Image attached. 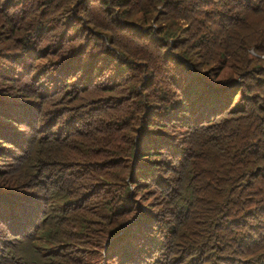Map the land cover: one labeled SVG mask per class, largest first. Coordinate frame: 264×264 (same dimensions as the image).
<instances>
[{
    "label": "trees",
    "instance_id": "trees-1",
    "mask_svg": "<svg viewBox=\"0 0 264 264\" xmlns=\"http://www.w3.org/2000/svg\"><path fill=\"white\" fill-rule=\"evenodd\" d=\"M0 264H264V0H0Z\"/></svg>",
    "mask_w": 264,
    "mask_h": 264
}]
</instances>
